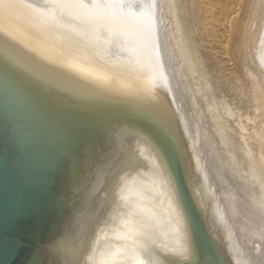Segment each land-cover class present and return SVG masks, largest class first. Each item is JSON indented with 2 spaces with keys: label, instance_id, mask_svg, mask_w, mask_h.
I'll list each match as a JSON object with an SVG mask.
<instances>
[{
  "label": "water",
  "instance_id": "95a60500",
  "mask_svg": "<svg viewBox=\"0 0 264 264\" xmlns=\"http://www.w3.org/2000/svg\"><path fill=\"white\" fill-rule=\"evenodd\" d=\"M0 264H264L135 0H0Z\"/></svg>",
  "mask_w": 264,
  "mask_h": 264
},
{
  "label": "bare ground",
  "instance_id": "6f19581e",
  "mask_svg": "<svg viewBox=\"0 0 264 264\" xmlns=\"http://www.w3.org/2000/svg\"><path fill=\"white\" fill-rule=\"evenodd\" d=\"M135 1L141 4L142 6L146 7L150 11H152L176 109L182 121V124L185 128V131L188 135V138L191 142V145L194 149V152L197 156V159L200 163V166L203 170V173L206 177V180L213 187V189L220 196V198H222V200L227 205V207L230 208V210L232 211L234 216L239 220V222L242 223V225L249 233V235L254 238V240L261 248V250L264 251V217H260L259 214L256 215L253 208L255 206L248 207L249 204L247 205L245 201L240 205L237 204L236 203L237 192L235 188H239V187L238 186L233 187L234 185L228 181L229 179L237 178L234 177V175H232L233 172H235L236 174L240 172V174H242V169L240 165L237 162H235L237 158L234 151L230 148L225 147L226 151L223 150L225 154L224 153H222L223 155L220 154V157L218 159H217V153L215 154L213 153L211 157H209L210 155L204 157L203 154H201V150L197 142V136L193 128L194 120H192L191 111L188 107L189 105H187L185 102V100H187V96L186 98L181 96L184 90V88L181 89L183 85L182 83L183 82L185 83L186 80L183 79L185 80L183 81L181 78H179L181 79V82L178 83L179 80L177 81L174 75V72H176L177 70V69L175 70V68L180 67V65L175 67V64L177 62L175 59L176 57L174 58V55L176 56V53L181 58V60L178 58L179 59L178 63L182 64L186 62L188 64L186 68L188 67L187 69L189 70L191 75L196 74L198 70L197 68L199 67L202 68V66L200 65L203 61L200 63L201 60L197 58L196 56L197 53H195V51L190 49L192 46L189 45L188 43L189 38L187 37L186 34V28L188 27L189 21L192 20V21H197V23H199V25L195 26V28L199 30L204 40L210 45V48L214 49L215 46L220 45L222 48V54L227 56L228 58L230 57V60L232 59L235 60L236 62L249 61L252 66L251 69L252 78L254 81L257 80L256 78H258L259 76L258 70H262L259 67V61H262V64L264 66V57L261 56L257 46L255 45V40L262 28L261 26L264 21V2L263 3L259 2V0H184L183 3L181 0H135ZM168 19H169L168 23L165 24ZM170 26L171 28L169 29ZM171 29L176 31V32L174 31L176 35H174L175 38L173 39V41L176 40L177 43L182 44V46H180L181 51H171V49L169 51V47L171 48V45L168 44L167 39L169 38V36H171L168 35L169 32L172 31ZM181 44H177V45H181ZM222 63L224 64L225 62L222 61ZM201 70H203V68ZM200 73H202L201 74L202 76L204 75L202 71ZM206 75L207 76L205 77L204 75L203 78L207 84H210V81L208 80L209 78L207 72ZM186 86L183 87L186 88ZM256 87L258 92L255 96V102H257L258 105L257 107H259V109L262 111L261 115H263L264 117V90L260 91V89H262V86L259 87V85H257ZM192 104L193 106L196 105L194 100ZM227 105L228 104H224L225 109L227 108L226 107ZM214 106L215 105L213 103V100L206 104V109L208 113L210 112L212 114L213 119L215 120ZM193 109L195 110V108ZM248 117L250 116L248 115ZM211 121L213 120L211 119ZM255 132L256 133L254 136H252V138L256 140L258 149L257 151H255L251 146L249 148L246 147L247 148L246 159L247 162L251 164L250 172L253 175L252 176L253 179L258 181L262 187V191H261L262 193L260 192L261 197H259V199L263 200L264 199V126L256 130ZM218 136L221 137V135ZM203 140L204 139H202V141ZM220 140H221L220 142L224 144L222 139ZM222 146L224 147L225 144ZM254 157L258 158L255 163L251 162L252 158ZM227 160L230 165L229 171L232 172L228 176L225 174L224 171V165H226L225 161L227 162ZM239 189H241L242 191V187H240ZM261 204L262 206L261 205L260 206L264 207V200L263 203ZM243 205H246L248 208L244 207ZM262 212L264 211L262 210Z\"/></svg>",
  "mask_w": 264,
  "mask_h": 264
},
{
  "label": "rangeland",
  "instance_id": "374dc122",
  "mask_svg": "<svg viewBox=\"0 0 264 264\" xmlns=\"http://www.w3.org/2000/svg\"><path fill=\"white\" fill-rule=\"evenodd\" d=\"M181 1L183 3L184 0ZM259 2L263 3L264 0H259ZM168 21L169 19L165 24H167ZM197 25H199L197 21L190 20L188 27L186 28V34L189 38L188 43L192 46H189L191 47L190 49L197 53L196 56L199 60H201L200 63L203 61L200 65L202 66L203 70H201L202 68L197 66L199 68H197L198 70L196 74L191 75L189 70L187 69L188 67L186 68V66L188 65L186 62L182 63L183 65L178 63L179 59L181 60V58L176 53V56L174 55V58L176 57L175 59L177 62V65L175 64V67L178 65H180V67L175 68V70H177L176 72H174V75L177 81L179 80L178 83L181 82V79L186 80L183 81H185L187 86L184 82L182 83L183 85L181 89L184 88V90L181 96L184 98H186L187 96V100H185V102L187 105H189L188 107L191 111L192 120H194L193 128L197 136V142L200 147L201 154H203L204 157H206L207 155H210L209 157H211L213 153H217L218 159L220 157V154H225V147L232 149L237 158L235 162L240 165L242 174H240V172L237 174L235 172H230V165L228 160L227 162L225 161L226 165H224V171L227 176L232 173L234 177H237L236 179L228 180L231 184L234 185L233 187H242V191L239 188H235L237 192L236 203L240 205L245 201L247 205L249 204L248 207L255 206L253 208L256 215L259 214L260 217H264V212H262V210L264 211V207H261V203H263L264 199H261L262 201L259 199V197H261L260 194L262 193V187L258 181L253 179V175L250 172L251 164L247 162L246 159L247 148L251 146L255 151H257L258 147L256 144V140L252 138V136L255 135L256 130L264 126V117L263 115H261L262 111L259 109V107H257V102H255V96L258 92L256 86H262V89H260V91L264 90V66L262 64V61H259V67L262 70H258L259 76L258 78H256L257 80L254 81L251 72L252 66L249 61L236 62L235 60H230V57L228 58L227 56L222 54V48L220 45L215 46L214 49L210 48V45L204 40L199 30L195 28V26ZM170 28L171 26L169 27V29ZM174 31L175 30H172L168 34L171 35L167 39L168 44L171 45V48L169 47V51L170 49L171 51H181L180 46H182V44L177 43L176 40L173 41V39L175 38L174 35H176ZM222 61L226 64H223ZM201 71L203 72L205 77L207 76V72L209 78L207 79L210 81V84L206 83L203 78L204 75L202 76V73H200ZM183 86H186V88ZM193 100L196 104V107L192 104ZM212 100L215 105V120L213 119L212 114L210 112L208 113L206 109V104ZM224 104H228L229 106L227 105V108L225 109ZM193 108H195V110ZM248 115L250 117H248ZM211 119L213 121H211ZM218 135H221V137ZM202 139L204 140L202 141ZM220 139H222V141L224 142V147L222 146L224 144L220 142ZM245 142L246 144H248L246 145ZM257 159V157H254L252 158L251 162L255 163ZM257 200L260 202H258ZM243 206L248 208L246 205Z\"/></svg>",
  "mask_w": 264,
  "mask_h": 264
}]
</instances>
